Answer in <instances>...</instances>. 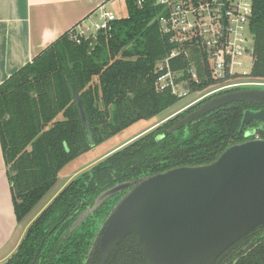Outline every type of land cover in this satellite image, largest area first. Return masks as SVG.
<instances>
[{
	"label": "trees",
	"instance_id": "obj_1",
	"mask_svg": "<svg viewBox=\"0 0 264 264\" xmlns=\"http://www.w3.org/2000/svg\"><path fill=\"white\" fill-rule=\"evenodd\" d=\"M252 2L250 77L264 82V0ZM125 3L127 17L112 22L110 32L82 37L77 43L66 31L0 83V146L18 222L54 185L69 161L177 99L154 85L156 62L170 49L158 28V10L151 4L138 8L131 0ZM248 105L241 101L231 109L219 107L167 135L168 126L199 106L191 105L82 171L33 220L16 250L1 264H81L95 221L127 190L97 207L74 237H62L100 191L174 166L210 162L229 144L246 140L238 128ZM159 134L163 137L157 140ZM52 225L56 229L48 233ZM240 242H244L241 247ZM234 246L235 254L225 264H264L261 226L230 248ZM122 248L108 264H138L140 252L124 261L119 254Z\"/></svg>",
	"mask_w": 264,
	"mask_h": 264
},
{
	"label": "water",
	"instance_id": "obj_2",
	"mask_svg": "<svg viewBox=\"0 0 264 264\" xmlns=\"http://www.w3.org/2000/svg\"><path fill=\"white\" fill-rule=\"evenodd\" d=\"M74 97L85 120L75 92ZM241 101L264 103V85L214 95L178 119L167 133ZM249 122L264 125V109L244 110L239 129ZM249 136L229 144L210 162L174 166L100 194L102 199L127 188L100 231L103 258L133 233L146 264H214L233 243L264 227V138Z\"/></svg>",
	"mask_w": 264,
	"mask_h": 264
},
{
	"label": "built area",
	"instance_id": "obj_3",
	"mask_svg": "<svg viewBox=\"0 0 264 264\" xmlns=\"http://www.w3.org/2000/svg\"><path fill=\"white\" fill-rule=\"evenodd\" d=\"M131 1L138 8L151 4L158 10L159 31L170 44L154 68L157 91L177 98L197 91L188 107L227 90L264 85L251 81L252 63L245 68V60L253 57V0ZM117 19L111 9L100 6L68 30L69 38L78 43L82 37L108 33Z\"/></svg>",
	"mask_w": 264,
	"mask_h": 264
},
{
	"label": "crops",
	"instance_id": "obj_4",
	"mask_svg": "<svg viewBox=\"0 0 264 264\" xmlns=\"http://www.w3.org/2000/svg\"><path fill=\"white\" fill-rule=\"evenodd\" d=\"M116 2L117 0H0V83L98 7L108 8ZM20 222L16 220L13 210L11 189L0 146V263L16 250L29 225L22 228L17 241L9 248Z\"/></svg>",
	"mask_w": 264,
	"mask_h": 264
},
{
	"label": "rangeland",
	"instance_id": "obj_5",
	"mask_svg": "<svg viewBox=\"0 0 264 264\" xmlns=\"http://www.w3.org/2000/svg\"><path fill=\"white\" fill-rule=\"evenodd\" d=\"M125 2L126 0H117V2L113 5L110 4L108 8L111 9L118 18L122 16L126 17L127 10ZM251 63V59L245 60V68L247 70L250 69ZM251 81L256 80L251 79ZM198 95L199 93L197 91H191L185 96L177 98L173 102V104L167 109H164L163 111L151 118L141 119L132 123L128 127L119 131L118 133L108 137L104 141L82 152L77 157L69 161L66 165H64L58 172L57 179L54 185L43 195V197L31 209V211L25 217H23L20 222V225L17 227V230L14 233L12 243L8 247L11 248L14 245L22 228L26 224H30V222L36 217L38 212L52 200V198L64 187V185L70 179L78 175L80 172L85 171L91 168L92 166L96 165L98 162L105 159L108 155L119 150L131 140L139 137L142 133L162 123L170 116L175 114L177 115L178 113L182 112V110L187 108L186 105Z\"/></svg>",
	"mask_w": 264,
	"mask_h": 264
},
{
	"label": "flooded vegetation",
	"instance_id": "obj_6",
	"mask_svg": "<svg viewBox=\"0 0 264 264\" xmlns=\"http://www.w3.org/2000/svg\"><path fill=\"white\" fill-rule=\"evenodd\" d=\"M219 94V93H218ZM215 95H217V94H215ZM212 96H214V95H212ZM212 96H210V97H212ZM210 97H208V98H206V99H203V100H201V101H199L198 103H196L197 105L199 104H201V103H203L204 101H206L207 99H209ZM196 104H194V105H196ZM235 106V102L234 103H232L231 104V107H227V106H224V107H226V109H231V108H233ZM196 108V107H195ZM247 109H251V110H257V109H264V103H250L249 102V105L246 107ZM246 109V110H247ZM193 110V109H192ZM183 111V110H182ZM214 111V110H213ZM181 113V112H180ZM175 116H176V114L175 115H172V116H170L169 118H167L166 120H164L162 123H164L165 121H167L168 119H172V118H175ZM180 118H182V117H178L170 126H168L167 128H166V134L167 135H170V133H167V129L169 128V127H171L178 119H180ZM162 123H160V124H158V125H156V126H154L153 128H151L150 130H148V131H146V132H144V133H142L140 136H142L143 134H145V133H148V132H150V131H152V130H154L156 127H158L159 125H161ZM261 127H264V125H262L260 122H256V123H254V122H249L248 124H246V125H244L243 126V128H242V130H240L239 128H240V125H239V128H238V133H239V136H241V138H243V139H249V137H251V136H249V134H253L255 137H257V138H262L263 137V135H264V132H262L261 131ZM181 129V128H180ZM179 130V129H178ZM172 134V133H171ZM139 136V137H140ZM163 136L162 135H157L156 136V139L158 140V139H160V138H162ZM138 138V137H137ZM136 139V138H135ZM135 139H133V140H135ZM133 140H131V141H133ZM130 141V142H131ZM129 142V143H130ZM128 144V143H127ZM126 144V145H127ZM126 145H124V146H126ZM123 146V147H124ZM121 149V148H120ZM81 173V172H80ZM74 178V177H73ZM72 178V179H73ZM72 179H70L65 185H64V187L72 180ZM135 180H126V181H120V182H116L115 184H112L111 186H109L108 188H106V189H104V190H102V191H100L96 196H95V198H94V200H93V202H92V204H91V206H89V207H86L84 210H82L81 212H79V214L74 218V220L71 222V224H70V226H69V228L67 229V230H65L62 234H61V236L62 237H67L68 235H71L70 237H74V235H73V232H77L78 230H79V226L82 224V222L87 218V217H89V216H91V215H93V213H94V211L96 210V208L97 207H99V206H101L102 205V203L103 202H105V201H110L111 202V199L112 198H114V195H116V193H118V192H122V191H126L127 190V188H124V189H122V190H119V191H117V192H115V193H113V194H110V195H108V196H106V197H104V198H102V199H99V195L100 194H102L103 192H105L107 189H110L111 187H114L115 185H117V184H121V183H125V182H134ZM63 187V188H64ZM62 188V189H63ZM61 189V190H62ZM60 190V191H61ZM59 191V192H60ZM58 192V193H59ZM57 193V194H58ZM56 194V195H57ZM55 195V196H56ZM122 195H124V194H122ZM54 196V197H55ZM54 197L52 198V200L54 199ZM51 200V201H52ZM118 200H119V198H118ZM118 200L116 201V203L118 202ZM51 201L44 207V208H42L39 212H38V214L36 215V217L51 203ZM110 202H109V204H110ZM116 203H114L113 204V207L110 209V210H108L107 211V213L105 214V216L103 217V218H101V220L99 221V220H96L95 221V225L93 226V234H92V236H91V238L89 239V241H87V244L85 245V250H86V252L83 254L84 255V257L82 258V260H81V264H108V263H112V262H114L115 261V258H116V252H117V250H118V248H119V246L120 245H123V248L120 250V252H119V254H120V256H121V260H124V261H126V259H128L129 257H131L132 255H134V253H139L140 252V254H139V257H138V264H146V261H145V259H144V257H143V253H142V249H140V246H137V244H136V241H137V236L135 235V234H133V233H131V234H128V235H126L125 237H123L121 240H120V242L116 245V247H115V249L110 253V255L107 257V258H103V255H102V253L100 252V248H99V246H98V241H99V238H100V236H101V234H100V231H101V229H102V227H103V225H105L106 224V218L110 215V212L112 211V209L114 208V206H115V204ZM35 217V218H36ZM99 217H101V216H99ZM98 217V218H99ZM34 218V219H35ZM97 218V219H98ZM33 219V220H34ZM33 220L30 222V224H32V222H33ZM30 224L27 226V228H26V230L28 229V227L30 226ZM258 228V227H257ZM56 229V225H52L51 226V228L49 229V231H48V233H51V232H53L54 230ZM256 229V228H255ZM264 230V227H262L261 226V230ZM26 230H25V232H26ZM25 232H24V234H25ZM24 234H23V236H24ZM22 236V237H23ZM135 236V237H134ZM128 238V239H127ZM242 239H245V238H242ZM241 240V239H240ZM239 240V241H240ZM125 242V243H122V242ZM238 242V241H237ZM244 242H245V240H244ZM244 242H240V244L238 245V246H243L244 245ZM236 243V242H235ZM234 244V243H233ZM232 244V245H233ZM231 245V246H232ZM231 246H229L218 258H217V260L214 262V264H225V263H227L228 261H229V259L235 254V246L234 247H232V248H230ZM66 250H67V248H66ZM30 264H32V262L30 263Z\"/></svg>",
	"mask_w": 264,
	"mask_h": 264
}]
</instances>
